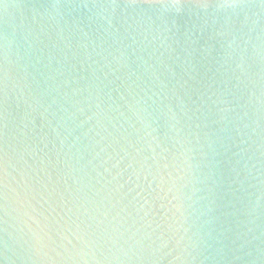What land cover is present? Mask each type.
<instances>
[{
  "label": "water",
  "instance_id": "1",
  "mask_svg": "<svg viewBox=\"0 0 264 264\" xmlns=\"http://www.w3.org/2000/svg\"><path fill=\"white\" fill-rule=\"evenodd\" d=\"M0 65V264H264L261 0H0Z\"/></svg>",
  "mask_w": 264,
  "mask_h": 264
},
{
  "label": "snow or ice",
  "instance_id": "2",
  "mask_svg": "<svg viewBox=\"0 0 264 264\" xmlns=\"http://www.w3.org/2000/svg\"><path fill=\"white\" fill-rule=\"evenodd\" d=\"M227 2V0H226ZM262 3H264V0H261ZM233 6V5H229ZM6 61V56H5ZM0 76H2V81L6 87V66L0 65ZM0 159H3V157H0ZM0 212H3L4 215H7V183H6V176H7V170L6 167L0 166Z\"/></svg>",
  "mask_w": 264,
  "mask_h": 264
}]
</instances>
